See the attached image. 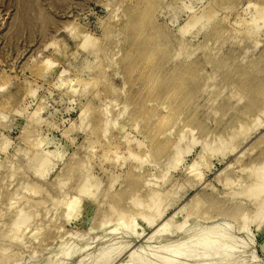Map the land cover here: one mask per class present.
Masks as SVG:
<instances>
[{"label":"rangeland","instance_id":"obj_1","mask_svg":"<svg viewBox=\"0 0 264 264\" xmlns=\"http://www.w3.org/2000/svg\"><path fill=\"white\" fill-rule=\"evenodd\" d=\"M263 161L264 0H0V264H149L207 228L213 264H264Z\"/></svg>","mask_w":264,"mask_h":264},{"label":"bare ground","instance_id":"obj_2","mask_svg":"<svg viewBox=\"0 0 264 264\" xmlns=\"http://www.w3.org/2000/svg\"><path fill=\"white\" fill-rule=\"evenodd\" d=\"M257 6V5H256ZM262 10V9H261ZM259 12V11H258ZM257 12V13H258ZM258 16V15H257ZM241 17V16H240ZM257 20V19H256ZM253 21V20H252ZM255 22V20H254ZM185 29V27H184ZM210 42V41H209ZM50 63V61H49ZM241 65V64H240ZM186 68V67H185ZM184 68H182L183 70ZM187 69V68H186ZM184 69V71L182 73H186L187 70ZM189 70V69H188ZM262 80V79H261ZM238 92V91H237ZM244 95V94H243ZM244 98V97H243ZM12 107V106H11ZM119 110V109H118ZM259 110V109H258ZM36 114V112H35ZM121 115V114H120ZM246 125V124H245ZM244 125V126H245ZM188 128V127H187ZM172 130V128H171ZM170 130V131H171ZM185 130L182 131V133L179 134V136L177 137V139L173 140V146L174 144L177 146V147H174L175 149H171V147L169 148L171 150V154L176 157V164H178L180 161H181V157L183 154H187L189 153V151L191 150V148L197 143V140L192 137L190 140H191V143L189 142V144H187L183 149H179V146H180V142L183 141V138H184V133ZM195 132V131H194ZM223 137V136H222ZM170 138V137H169ZM166 138H163V141L161 140V144L162 145H165V142H166ZM139 141V140H138ZM142 146V143L137 145L136 147L137 148H140ZM144 146V145H143ZM142 146V147H143ZM167 146V149H168V144H166ZM172 146V147H173ZM206 147V145H205ZM114 150V149H113ZM148 151V150H147ZM133 152V150H132ZM149 152V151H148ZM136 158H139L136 156ZM263 164L262 165H255L254 167H256V169L259 167L260 170H264V161L262 162ZM197 163H194L193 166H195ZM258 168V169H259ZM259 173V172H258ZM79 176V175H78ZM133 176V175H131ZM135 176V175H134ZM134 176L131 180H133L132 182H128L129 185H131V188L133 185H135V183L137 182H134ZM141 176V175H140ZM260 182L259 183H256V185L254 187H252L251 189V192H252V196L255 198L257 196H259V199H257V208H256V212H258L259 210H262L264 209V172L260 175ZM137 176H135L136 178ZM138 178V177H137ZM148 183V181H147ZM146 183V184H147ZM79 187V186H78ZM143 189V188H142ZM88 192V184H87V181L83 182L81 184V187H79V194L80 195H86ZM78 194V195H79ZM75 196V197H72V199L68 200L67 202V208H68V211H67V216H70L75 209L76 205L80 202H78L79 200V196ZM126 195V194H125ZM145 195L147 196L148 200L150 199H156V197H158L160 195V192L158 191V189H150L148 188L147 191L145 192ZM134 197V196H133ZM143 197V196H142ZM19 199V198H18ZM21 199V198H20ZM132 199V198H131ZM17 200V199H16ZM81 200V199H80ZM135 200V199H134ZM133 201L134 205L137 204V206H140L143 205V199H137ZM130 200V202H132ZM136 203V204H135ZM32 209V208H31ZM78 209V208H77ZM23 211V209H21ZM20 210V212H21ZM160 210V209H159ZM116 211V210H114ZM158 212V211H157ZM121 213V212H120ZM22 213H20L21 215ZM25 216V215H24ZM142 216H145V215H142ZM147 216V215H146ZM163 217V214H159L158 217H151L150 216H147L146 218V222H147V225L149 227H153L154 225H156V227L153 229V231L151 232L150 235H146V240L147 242L149 241H152L154 239H160V238H166L169 236V231H167V227L169 226V221H165V222H161L158 224V221H160V219L158 220L157 218H161ZM246 217V216H245ZM129 218H131V214H126L125 212L123 214H121V218L119 217V221H118V224L119 225H127V227L129 229H132L131 226H129L131 223L129 222ZM158 220V221H157ZM163 221V220H162ZM15 222H18L17 220ZM157 222V223H156ZM19 223V222H18ZM21 223V222H20ZM125 223H128V224H125ZM16 224V223H14ZM133 224V223H132ZM264 225V222L261 223L259 225L260 228H262ZM19 226V224H18ZM18 226L16 225V228H18ZM21 226V224H20ZM116 228V226L114 227H111V232L114 231V229ZM207 228V227H206ZM20 229V227L18 228ZM128 230V229H127ZM204 231L206 232L205 234H203L202 236H200L199 238H196V239H193V240H188L189 242H191L190 244H186V243H183V241H180L178 243V247L175 245V249L177 247V249L173 252H171V250L173 248H171V246H166L164 247L163 249V252L162 254H154V255H157V259L156 261H151L149 262V264H193V263H201V264H209L212 262V264L219 260V259H227L229 258L231 255H232V251H233V247H231L228 243H226V234L225 233H221L219 237V239H215L211 236V233H213V231H211V228H207L206 230L204 229ZM127 232V231H126ZM142 233V232H141ZM144 233V231H143ZM215 233V232H214ZM144 235V234H143ZM71 236V235H69ZM69 236L66 237L69 238ZM141 236V235H139ZM189 235H186L184 236L183 238L185 239H188L190 238V236L188 237ZM193 237V236H192ZM228 238V237H227ZM192 239V238H190ZM61 240V239H60ZM64 241V240H63ZM66 242V241H64ZM63 242V243H64ZM186 242V240H185ZM183 243V244H182ZM61 244V243H60ZM185 244V247L183 246ZM128 245V244H127ZM124 246L122 247L120 250L116 251L115 255H113V259L112 260H109V261H106L104 263L106 264H110L112 263L115 259H117L120 255L123 254V257L118 261L119 264H137V263H142V260L144 257L143 256V248L145 247V245L142 247H139V248H136V249H132L131 251H128L127 253H125L127 250H128V246ZM188 245V246H187ZM187 246V247H186ZM84 247V246H82ZM187 248H191V249H187ZM80 249V248H79ZM146 249V248H144ZM21 252V251H20ZM77 253L76 252H73V254ZM125 253V254H124ZM154 253V252H153ZM71 254L69 253V256ZM192 259L193 262H187L185 261V259ZM118 260V259H117ZM202 261V262H201ZM187 262V263H186ZM116 263V262H115ZM117 264V263H116Z\"/></svg>","mask_w":264,"mask_h":264}]
</instances>
